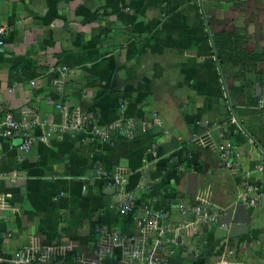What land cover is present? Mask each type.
Wrapping results in <instances>:
<instances>
[{"label": "crops", "instance_id": "1", "mask_svg": "<svg viewBox=\"0 0 264 264\" xmlns=\"http://www.w3.org/2000/svg\"><path fill=\"white\" fill-rule=\"evenodd\" d=\"M0 27V133L7 113L37 124L90 113L96 129L152 113L162 121L146 133L110 130L106 142L89 132H52L45 142L47 128L34 126L28 151L20 150V137L0 135V264H15L32 247L91 257L97 226L132 233L143 205L162 226L191 222L179 214V198L218 221L197 233L182 230L168 264H264V170L256 169L264 84L256 86L258 107L246 106L231 96L229 86L239 82L218 60L226 98L210 43L236 29L249 53L264 54V0H0ZM212 124L218 129L197 140ZM226 136L231 171L217 152ZM115 174L137 200L123 218L109 209L118 201L117 187L107 185ZM247 187L258 195L255 205L242 202ZM239 204L249 231L238 227L229 237L231 225L219 218Z\"/></svg>", "mask_w": 264, "mask_h": 264}, {"label": "built area", "instance_id": "2", "mask_svg": "<svg viewBox=\"0 0 264 264\" xmlns=\"http://www.w3.org/2000/svg\"><path fill=\"white\" fill-rule=\"evenodd\" d=\"M3 28L0 27V34ZM3 46V40L0 38V50ZM11 91V90H10ZM60 108V106H58ZM93 114H84L60 124H50L43 122L37 124L35 121L25 123L17 121L10 113L5 114L1 122V133L4 138L22 139L19 146L21 151H28L34 138L29 135L30 128L41 125L47 128V134L43 141H48L50 133L54 132L59 137L66 133L89 132L92 139H99L106 142L109 139V131L116 129L121 134L132 135L136 127L146 133L154 127H161L162 121L157 113H152L150 118L138 123L132 121H119L107 128H93ZM235 123V120H231ZM218 129L216 124L209 126V129L202 135H198L197 140L206 141L210 137L211 130ZM219 158L227 170H233L234 165L231 159L232 149L229 141H224L217 148ZM258 171L264 170V146L262 149L261 163L256 167ZM2 175L0 174V180ZM123 179L115 174L109 181L108 186L117 187L113 194L118 199L117 202L109 205V209L122 217L134 212L137 207V200L133 193H123L121 186ZM247 194L242 197L245 205H255L258 201V195H250L251 187H247ZM6 208L5 198L0 196V211ZM141 208L145 211L144 216L136 217L135 231L123 234L118 230L109 228L107 225H98L96 241L91 257H85L72 250L60 251L46 248H25L18 252L15 264H168L169 246L176 245L181 231L191 227L192 232L197 233L203 227L215 224L218 221L217 216L207 214L201 206H188L179 203L177 208L179 214L185 217H191L193 220L184 221L175 228L162 226L156 214H152L149 206L143 205ZM160 218V217H159ZM222 226V225H221ZM224 227V226H222ZM66 252L71 253V261H67Z\"/></svg>", "mask_w": 264, "mask_h": 264}, {"label": "trees", "instance_id": "3", "mask_svg": "<svg viewBox=\"0 0 264 264\" xmlns=\"http://www.w3.org/2000/svg\"><path fill=\"white\" fill-rule=\"evenodd\" d=\"M213 43L223 73L229 75L233 82H239L238 86H229L231 96L243 99L248 107L257 108L260 95L256 90L264 84V71L259 70L258 65L264 62V54L249 53L246 38L236 29L215 34ZM226 137L232 146V137ZM66 257L71 261V253L66 252Z\"/></svg>", "mask_w": 264, "mask_h": 264}, {"label": "water", "instance_id": "4", "mask_svg": "<svg viewBox=\"0 0 264 264\" xmlns=\"http://www.w3.org/2000/svg\"><path fill=\"white\" fill-rule=\"evenodd\" d=\"M211 43V48H212V53L215 55V49L213 47V43L210 40ZM214 60L217 64V68H218V72L221 78V82L223 85V89L225 92V96L227 98V90H226V86L221 74V70H220V66H219V62L216 56H214ZM227 103L229 105V109L232 111V107L230 105L229 100L227 99ZM234 115V114H233ZM236 123L239 125V127L241 128V130L246 134L247 132L244 130V128L240 125V123L238 122V120L236 119V117L234 116ZM176 203L179 204L180 203V198L178 200H176ZM246 208L244 204H239L236 206V208L234 210H229L227 212V214L221 216L219 218V225L225 224V225H231V232L228 234L229 237L232 236L233 230H237L238 227H243L241 228L242 232L241 234H247L249 231V226H248V219H247V215H246ZM240 230V229H239ZM206 232L207 229H203V233H204V239H206Z\"/></svg>", "mask_w": 264, "mask_h": 264}]
</instances>
